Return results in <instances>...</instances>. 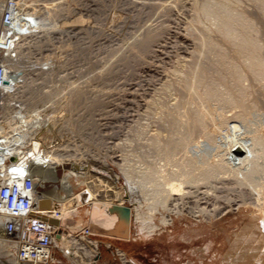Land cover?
I'll list each match as a JSON object with an SVG mask.
<instances>
[{
    "label": "rangeland",
    "instance_id": "1",
    "mask_svg": "<svg viewBox=\"0 0 264 264\" xmlns=\"http://www.w3.org/2000/svg\"><path fill=\"white\" fill-rule=\"evenodd\" d=\"M239 1V8L249 13L251 9L247 4L250 2L245 0L244 4V0ZM38 3H34V11L40 13L43 19L38 25L40 33L29 45L28 60L39 62L50 57L54 69L44 78L41 88H32L26 81L20 85L26 92V103H29V97H43L45 92L54 89V99L48 98L50 102L42 108H36L38 104L34 105L37 112L51 118L48 129L52 134L47 131L51 135L46 137L43 144L50 146V142L55 140L64 161L69 160L71 164L77 162V165L80 162V167L85 166L91 182L105 197L114 194L111 191L124 194L127 186L125 173L134 179L130 187H141L137 180L141 168H160L165 165H162L164 161H158L161 158L149 145L155 132L163 137H167V132L150 119L154 112H162L155 105L158 97L162 100L159 103L168 105L165 102L170 98L165 99L160 91L165 77L168 78L165 75L175 69L177 60L187 57L186 52L190 53L193 49L190 43L186 44L181 38L191 25L190 0H40ZM46 4H55V7L48 8ZM41 5L45 7L44 10L36 9ZM147 35L153 38L152 44L139 58L138 51ZM147 69L151 73L145 72ZM18 70L24 71V68ZM175 89L171 88L169 93L177 91L173 94L177 97L180 91ZM255 91L252 90L254 96L260 97L258 106L264 120V100ZM148 103L155 107L153 105L151 108L152 105ZM152 109L154 114L148 112ZM145 111L151 118L144 117ZM238 177L240 179L241 175ZM228 180H216L217 184L213 181L207 186L205 190L210 196L205 197L209 205L198 206L194 203V195L188 196L189 189L184 188L180 192L186 193L188 198L181 193L182 196H174V199L180 200L168 204V212L160 210L152 217L154 224L160 228L152 236L146 231L147 220L142 230L140 221L132 217L129 226L132 237L128 241L112 238L108 234V237L95 234L92 228L96 227L91 225L90 216L83 210L80 218H74V221L79 219L80 225L71 226L67 233L77 237L88 236L97 242L98 256L92 258L91 253L85 254L74 244L70 249L72 252L78 249L76 256L79 257L71 261L60 246L54 244L51 264H123L121 257L114 253L118 250L132 264H264V231L256 220L258 212L264 210V200H255L263 198L246 187L234 186ZM81 190L80 187L75 188V191ZM236 205L240 207L236 209ZM145 208H141L140 212L147 217ZM192 212L194 215L190 214ZM161 215L169 226H159ZM55 229L56 232L61 230L66 233L65 228ZM97 230L100 233L103 231ZM0 264L6 263L2 260Z\"/></svg>",
    "mask_w": 264,
    "mask_h": 264
},
{
    "label": "bare ground",
    "instance_id": "2",
    "mask_svg": "<svg viewBox=\"0 0 264 264\" xmlns=\"http://www.w3.org/2000/svg\"><path fill=\"white\" fill-rule=\"evenodd\" d=\"M238 1L190 0L191 4L188 5L192 12V18L189 21V25L190 22L191 25L187 26V30L185 28L186 35L182 34L181 38L186 44L190 43L193 49L190 53L186 52L187 57L177 60L175 69L165 75L168 78L165 77L166 80L164 79L160 91L164 98H170L169 100L165 98L169 102L164 101L168 105H162L163 102L159 103L162 100L157 96L159 100L155 97L152 99H156L154 101L158 106L157 110L162 112H154L155 115L152 113L153 109L152 111L148 110L149 113L154 114V116L152 115L153 120H150L155 121L154 124L167 132V137L161 135L163 137L161 138L160 133L156 134L157 132L154 131L152 143L150 142L151 138L149 140L151 144L149 146H152L156 155L161 158L158 161H164L163 164H160L165 165L162 166L163 168L160 167L161 165L158 166L160 168H153L149 165L152 168H141L140 173L136 172L140 174L137 180L141 187H130L134 179L129 173H125L127 182L125 195L111 191L114 194L105 197L96 189L95 183L91 182L92 179L89 178L85 166L80 167V162L77 165V162L71 164L68 162L69 160L68 163L66 160L64 161L63 154L59 153L55 140L50 142V146L45 144L42 146L44 148L42 154L39 153L36 145L22 152L23 155L30 154L31 170L37 179L35 210L42 219H55L58 221L57 228H65L66 233L61 230L56 232L55 226L49 224L55 232L52 240L53 245L60 246L71 261H76L79 257L76 256L78 249L73 252L70 249L74 244L79 246L80 250L85 251V254L91 253L92 258L98 256L97 242L90 240L87 238L88 236L77 237L72 235L73 233H67L71 226L80 225L79 219L74 221V218H80L83 210L90 216L91 225L96 227L92 228L95 230V234L102 236L108 234L112 238L128 241L132 237L129 227L132 217L135 221H140L139 225L142 230H144L143 224L147 220L145 222L146 231L152 236V233L160 230L154 224L152 217L160 210L168 212L166 206L178 201L179 198L174 199L173 197H177L184 188L189 189L187 190L188 196L194 195V203L198 206L200 204L209 205V200L207 201L205 196H210V194H207L205 189L213 181L217 184L216 180L222 179H230L234 186L246 187L247 190L263 198L255 200H264V120L258 106L260 97L256 94L254 96L252 92V90L258 91L259 95L263 97L262 101L264 100V0H248L250 3L247 6L249 5L251 9V11L248 10L249 13H245L241 7L239 8L238 3L239 5L241 3ZM3 2L4 0H0V9ZM34 3L37 4L35 1L30 4L33 11ZM244 4H246L245 0ZM52 5H48V8L55 7V4ZM41 7L36 9H45V7ZM186 36L188 37L186 38ZM152 39L147 35L137 57L140 58L146 53L149 45L152 44ZM145 72L150 71L147 69ZM156 74L158 73L156 72ZM13 80V78H9L3 98L19 102L24 109L31 107L34 111L35 104H38L36 108L39 106L42 108L50 102V97L52 99H54L53 96L56 97L54 89H51L47 93L45 92L43 97H29V103H26V92L22 88L13 87ZM171 88H176L175 90L180 91V94L177 93L179 95L174 97L177 91L171 94L169 93ZM155 95L157 94L155 93ZM226 109L230 111L229 114ZM148 114L146 111L143 112L144 117L150 116L149 118H151V115ZM47 131L52 134L50 129L45 130L42 135L43 141L51 135ZM46 159L48 165L44 168L41 164ZM67 166L68 168H66ZM238 175H241L240 179ZM76 187H80L82 190L75 191ZM92 188L94 189L92 190ZM96 192L99 194L97 195ZM181 194L187 195L186 193V195ZM87 207L90 211L86 210ZM143 207L149 211L146 210L147 217H144L145 215L140 212ZM239 207L240 205H236V209ZM198 208L197 210H199ZM221 208L224 210V207ZM190 214L194 215L193 212ZM256 220L264 231V210L258 212ZM168 224L164 216L161 215L159 226L163 228ZM97 229L103 231L100 233ZM7 244L13 246L8 247ZM111 250L114 251V249ZM15 253V245L0 235V261L3 260V263L6 264H18ZM114 253L121 257L123 264H132V261L120 250ZM88 260L91 261V259Z\"/></svg>",
    "mask_w": 264,
    "mask_h": 264
},
{
    "label": "built area",
    "instance_id": "3",
    "mask_svg": "<svg viewBox=\"0 0 264 264\" xmlns=\"http://www.w3.org/2000/svg\"><path fill=\"white\" fill-rule=\"evenodd\" d=\"M34 1L40 2L4 0L0 9V235L15 245L18 264H51L55 232L35 210L37 179L30 154H22L34 145L42 154V135L51 118L3 98L9 78H14L15 88H22L20 84L26 81L38 89L54 69L50 57L28 60L29 45L40 33L38 25L43 19L31 9ZM47 165L46 159L41 166Z\"/></svg>",
    "mask_w": 264,
    "mask_h": 264
},
{
    "label": "water",
    "instance_id": "4",
    "mask_svg": "<svg viewBox=\"0 0 264 264\" xmlns=\"http://www.w3.org/2000/svg\"><path fill=\"white\" fill-rule=\"evenodd\" d=\"M68 168V166L66 167ZM43 221L47 222L48 224L57 227L58 226V221L55 219H43Z\"/></svg>",
    "mask_w": 264,
    "mask_h": 264
}]
</instances>
